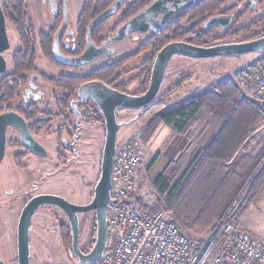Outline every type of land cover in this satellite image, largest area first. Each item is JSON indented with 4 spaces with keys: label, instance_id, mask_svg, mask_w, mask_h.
<instances>
[{
    "label": "trees",
    "instance_id": "trees-1",
    "mask_svg": "<svg viewBox=\"0 0 264 264\" xmlns=\"http://www.w3.org/2000/svg\"><path fill=\"white\" fill-rule=\"evenodd\" d=\"M8 1L10 0H6V2ZM151 1H127L124 6L119 8L121 11L120 20L129 19L149 5ZM257 1L259 4H264V0ZM112 2L113 0H84L80 18L87 23L96 20ZM223 5L224 0H196L192 7L174 16L166 28L159 33H154L150 39L142 43L139 49L130 55L122 56L118 60L93 69L86 76L66 77L65 82L70 96L74 95L75 88L80 83L93 79L103 81L108 85L116 82L114 87L119 91H124L128 80L137 79V91L144 92L149 83L156 52L170 41L209 45L228 41L233 36L238 35L241 36L240 40H250L264 35L263 15L238 28H234L232 24L222 34L212 36L215 27L205 28V19L217 12H225L227 9H222ZM2 9L3 14L7 16L5 4H3ZM105 18L93 23L95 25L91 35L105 29L106 22L103 21ZM185 20L188 22L186 26L183 25ZM238 20L236 19V21ZM147 48L150 49V52L146 51ZM260 53L263 55L264 50ZM136 54L143 56L141 62L137 64L134 60ZM13 61L17 68H29L25 66V63L23 64L15 58ZM138 68L139 71L133 74L135 77H130ZM191 78L192 76L188 75L177 80L167 88L166 92L161 93L142 108L140 114L144 117L142 121L147 123V127L141 135V140L145 141L153 133L159 122H163L175 131L182 133L196 125L206 102L205 97L195 95L188 97L179 104H174L175 95L185 88ZM218 88L220 92L213 95L215 98L226 95L228 99L232 100V94H236L234 85L228 81L218 84ZM221 106L215 111L222 112L224 109ZM227 112L222 123L211 137H200L197 140L198 151L194 154L192 163L187 166L186 171L179 176L177 181L170 182V175L174 174L177 167L174 164L166 167L164 173L157 176L154 181L157 194L163 197L167 208L172 210L174 223L189 237H200L199 243L204 241L202 236L208 229H214L215 222L222 218L264 160V126L260 128L261 130L255 131V122L264 116L262 102L248 103L239 98L237 103L232 105L231 110ZM117 121L121 122L122 117L117 116ZM259 130L262 132L258 133ZM206 131L207 127L204 126L199 134H206ZM257 134H261V138L255 140ZM158 154L156 153L149 161L147 169H150L154 164ZM170 170L171 172L168 173ZM263 185L264 161L249 183L244 197L234 209L235 219L248 209L252 199L259 193ZM135 200L139 209L151 215L157 211L158 205L156 203L159 204V198L156 203L151 205L143 204L139 198ZM90 211L92 213L90 240L87 248L82 250L83 252H87L91 248L96 235L95 211ZM60 231L66 254L70 256V261L78 263L71 249V233L67 222L62 224Z\"/></svg>",
    "mask_w": 264,
    "mask_h": 264
},
{
    "label": "flooded vegetation",
    "instance_id": "flooded-vegetation-1",
    "mask_svg": "<svg viewBox=\"0 0 264 264\" xmlns=\"http://www.w3.org/2000/svg\"><path fill=\"white\" fill-rule=\"evenodd\" d=\"M127 1L129 0H113L106 9L109 11V14L105 16L106 18L103 20L106 22L105 29L91 35V31L95 25L93 24L95 19L87 23L80 18L84 0L81 1V6L74 23L69 21L65 0H10L8 2H6V0H0L1 9L3 4H5V10L8 14L7 16L3 15L5 18L6 35L9 42V46L1 52L5 59V69L0 73V165L2 162L6 161L12 174L18 177L19 170L26 166L24 160L29 156H34L38 162L46 167L41 173L39 180L35 183L34 189H36L37 185L49 181L48 179L50 177L56 175L60 176L61 173L56 172H60L64 169L62 180L67 185L72 183L68 190L63 187V192L67 197L58 193L32 192L23 195V192H18L15 195L13 190L5 191V194L10 195L11 201H9L11 203L10 206L5 205L0 207V210H8L9 207H14V210L10 208L12 213L9 227V236L11 237L12 246L14 247L13 251L17 249L16 235L18 221L25 203L31 197L39 194H52L62 197L71 203L83 204L72 201L66 194L71 191L72 185L77 181V179L74 180L73 175H76L81 181L86 178L83 172H79L77 168H71L69 165L76 155L75 145H90L86 144V142H89L87 139L90 138H93V141H95L100 139L101 136H104L105 139L104 117L94 101L90 99L81 100L77 95V88L79 85L91 80L80 83L75 88V93L72 96L69 94V89L65 81L67 80L66 77L86 76L91 70L122 57L109 59V57L114 55L116 49L113 44L118 40H115L102 47L101 51L103 54L96 56L94 59L90 61L77 60L83 56L87 50L89 40L94 47L98 49L105 41L116 35L118 27L128 20H120L121 11L119 9L121 6H124ZM244 1L245 0H239V2ZM258 5L263 6L264 4L258 3ZM250 6L252 5L250 4ZM253 6H255V1L253 2ZM114 14H116L115 19L113 18ZM213 15L231 17L229 25L224 29L230 27L235 20L230 12L221 11ZM174 16L170 18V21ZM210 16H208L205 21ZM159 17L160 14L157 18ZM222 18L224 17L219 19L221 22L224 21ZM111 21L113 22L112 26L107 28ZM168 24L164 28H166ZM211 27L221 28L220 26ZM163 29L159 31L148 29L146 32L135 31L126 35L131 37L132 40H138L136 39L138 34L149 33L148 37L143 41L135 42L137 46L133 47L123 56L135 52L139 49V46L150 39L154 33H159ZM240 38L241 36L239 35L233 36L232 39L220 43L245 41L240 40ZM15 40L17 41V47L12 50ZM146 51L150 52V49L147 48ZM5 55L9 57V61H7ZM135 56L136 57L133 58L136 64L143 59L142 54H136ZM14 58L23 64L25 63V66L29 68H17L16 63L13 61ZM102 58H108L109 60L99 61ZM93 62L96 64L87 68V66ZM134 71L135 72L130 76L132 78L135 77L133 74L138 72L139 68ZM129 81L130 80L127 81L124 91L120 92L132 95H140L145 92L137 91V79ZM115 84L116 82L107 85L119 91L114 87ZM161 85L155 98L161 95V93L166 92L171 84L163 91H160ZM145 106L136 109L142 110ZM127 110L131 109L116 107V120L117 116L121 117L120 113ZM55 119L59 121V124L55 128H52L51 125ZM118 123L120 124V122ZM87 125H94L97 128L90 130L87 128ZM25 134H29L41 146L38 152L31 151L23 142L22 136ZM48 148H52V154L49 152ZM80 150L82 151L83 149ZM65 173H69L70 175ZM1 197L0 195V198ZM43 206H47L48 209L55 207L53 205H41L33 212L29 226V249L31 243L30 233L32 229V218L35 212ZM57 209L60 213L56 214L54 218L58 223V230L61 232L60 229L62 224L67 222V226L69 227V222L66 214L61 209ZM80 214L81 213H78V226L80 224ZM61 242L64 247L62 238ZM79 248L81 251L83 250L80 244ZM67 259H71L68 254Z\"/></svg>",
    "mask_w": 264,
    "mask_h": 264
},
{
    "label": "rangeland",
    "instance_id": "rangeland-1",
    "mask_svg": "<svg viewBox=\"0 0 264 264\" xmlns=\"http://www.w3.org/2000/svg\"><path fill=\"white\" fill-rule=\"evenodd\" d=\"M81 1L82 0H65L69 21L71 23H74L75 21L76 15L79 12L81 6ZM254 1L255 6H253ZM250 4L252 6H250ZM222 9H227L225 10V12H230V14L234 16L235 20L233 21L234 23H232L234 28H238L241 25H244L245 23L264 15V5H258L257 0H245L244 2H239V0H224ZM115 15L116 14H114L113 17L114 19L116 17ZM236 19L239 20L236 21ZM112 21L109 22L107 28H110L112 26ZM183 25H188V22H186L185 20L183 22ZM224 30V28L215 27L212 36L220 35ZM148 35L149 33H140L136 38L138 40H132L131 37L125 36L122 39L114 42L113 45L116 49L114 51V55L109 57V59H116L123 56L133 47L137 46L135 42L143 41L148 37ZM16 47L17 41L15 40L12 50ZM260 55V52H253L236 56H220L214 58H189L180 55H174L170 58L160 91L165 90L170 84L181 79L182 77L191 75L192 78L190 79L189 83L181 92L175 95L174 104H179L185 101V99H187L188 97H192L195 95H202L203 97H205L206 101L199 115L198 122L200 121V123L197 122L196 125L192 126V128L190 127L186 133H191L193 129H196L195 131L200 132V130L202 129L201 127L204 126L207 127L206 133H214L222 123L223 118L227 115V111L231 110L232 105L236 104L239 98L248 103H256L260 101L257 98L250 97L241 92L236 83L238 70L262 56ZM5 56L7 61H9V57L7 55ZM107 59L108 58H102L99 61H107ZM95 64L96 63L93 62L88 65L87 68ZM225 81H228L234 85L236 94H232V100L228 99L226 95H224V97L221 96L216 98L213 96L215 93L220 92L218 84ZM189 94L191 95L188 96ZM186 96L188 97L185 98ZM219 106L224 109L222 112L215 111V109H217ZM140 112L141 109H131L120 113L122 121L119 124V129L117 132V145L127 139L136 138L141 142L143 160L141 163V167L139 168L140 181L138 192L136 193V195L150 204L156 203V200L159 198V204L156 203L158 205L157 211H162L168 208L165 204V201L163 200V197L157 194L156 189L153 186V181L158 174V166H153L150 169H147L146 167L149 161L154 157V155L159 152L162 145V137L167 132L171 131L172 127L167 125L169 128H166L167 126L163 122H159L155 127L153 133L149 137H147L145 141H143L141 140V135L146 129L147 123H143L142 120H144V117L141 116ZM58 124L59 121L55 119L51 127L55 128ZM262 126H264V116H261V118H259L255 122V131L260 129ZM198 127L200 128L197 129ZM87 128H89L90 130H94L97 127L94 125H87ZM260 130L258 133L262 132ZM259 138H261V134H257L255 136V140ZM93 140V138L87 139V141L89 142H86V144L90 145L78 144L74 146L76 155L69 165L71 168H77L79 172H83L84 176L87 178V182H84V180L81 181V179H78L76 175H73L74 180L77 179V181L74 185H72L71 191L67 192L66 194L72 201L80 202L83 204L89 202V200L91 199L94 184L96 183V180L98 179L100 174V161L104 144V136H101L100 139H97L95 141ZM48 149L52 154V148ZM80 149L83 150L81 151ZM262 162L257 167L252 177L249 179V183L261 166ZM24 164L26 166L19 170L18 177L12 174V171L6 161L2 162V164L0 165V195L2 196L0 198V207H3L5 205L10 206V195L5 194V191L10 190H13L15 195L18 192H23V195L37 192L53 194L58 193L66 196L63 192V187L68 190L72 183L68 184V186L62 180L63 171L65 169L60 172H56L61 173L60 176L56 175L54 177H50L48 179L49 181L37 185L36 189H34L35 183L39 180L41 173L43 172V170H45L46 167L38 162L34 156L27 157L24 160ZM69 173L65 174L70 175ZM244 195L245 193H243L239 198V201L237 202L235 208L242 200ZM233 204L229 207V209L232 208ZM10 208L12 207H9L8 210H0V264H16V251H13L14 247L12 246L11 237L9 236V227L11 224L12 213ZM229 209L225 212V214L229 211ZM12 210H14V207L12 208ZM169 210L171 213V217L173 218L172 210ZM59 213L60 212L56 207H51L48 209L47 206H43L35 212L34 217L32 218V229L30 233V264L73 263L72 261L67 259V254L64 250L65 248L63 247L61 242L58 223L54 218V216ZM224 215L219 221L215 222L216 224L214 229H208L203 234L202 237L204 239L213 233V231L220 224ZM233 216L235 219V214H233ZM91 217V211L81 213L79 216V244L83 249L87 248L90 240L89 234L91 230ZM235 221L237 225L245 222V225L250 230V232L257 235L264 247V185L262 186L259 193L252 199L248 209L237 219H235ZM238 227L240 228L239 225ZM192 238L198 240L200 237L192 236Z\"/></svg>",
    "mask_w": 264,
    "mask_h": 264
},
{
    "label": "water",
    "instance_id": "water-1",
    "mask_svg": "<svg viewBox=\"0 0 264 264\" xmlns=\"http://www.w3.org/2000/svg\"><path fill=\"white\" fill-rule=\"evenodd\" d=\"M196 0H153L144 9L123 22L117 29L116 35L109 38L103 45L96 49L89 40L87 50L78 58V61H90L96 56L103 54L102 47L115 40L131 34L132 32H146L148 29L159 31L170 21V18L177 13L185 11L193 6ZM109 14L106 10L94 23L98 22ZM160 14V17L157 16ZM221 17L224 21L221 22ZM231 17L211 15L205 22L204 27L220 26L225 28L229 25ZM9 46L5 30V18L0 5V73L5 69V59L1 52ZM264 50V35L245 41L224 42L213 45H195L184 41H172L164 45L156 54L148 86L144 93L132 95L117 91L103 81L91 80L82 83L77 88V95L81 100L90 99L94 101L104 117L105 139L102 148L100 161V174L94 184L93 192L89 202L75 204L62 197L52 194H39L31 197L24 205L17 228V249L16 264H30L29 249V226L33 212L41 205H53L61 209L67 216L71 231V249L75 254L78 263L89 264L101 258L107 247V223L106 211L110 203V175L113 155L117 147V131L119 123L116 120L115 108H141L150 103L159 91L164 79L165 71L169 60L174 55L189 58H214L220 56H236L244 53L260 52ZM88 52V53H87ZM87 53V55H86ZM11 124V123H10ZM23 142L33 152H38L41 146L29 134L22 136ZM122 142H120L121 144ZM87 182V178L83 179ZM249 182L244 186L241 193L235 200L232 208H235L239 198L246 191ZM95 211L96 235L94 243L87 252L79 248V226L78 213Z\"/></svg>",
    "mask_w": 264,
    "mask_h": 264
},
{
    "label": "built area",
    "instance_id": "built-area-1",
    "mask_svg": "<svg viewBox=\"0 0 264 264\" xmlns=\"http://www.w3.org/2000/svg\"><path fill=\"white\" fill-rule=\"evenodd\" d=\"M236 83L241 92L264 105V54L241 68ZM142 158L136 138L117 146L106 211L108 243L102 257L89 264H264L262 243L257 235L238 227L234 208L202 243L181 231L170 211L151 215L139 209L135 196Z\"/></svg>",
    "mask_w": 264,
    "mask_h": 264
},
{
    "label": "crops",
    "instance_id": "crops-1",
    "mask_svg": "<svg viewBox=\"0 0 264 264\" xmlns=\"http://www.w3.org/2000/svg\"><path fill=\"white\" fill-rule=\"evenodd\" d=\"M190 95L191 94H189L188 96H190ZM188 96H186L185 98H187ZM198 123H200V121ZM168 126L166 128H169ZM199 128L200 127H198L197 129H199ZM195 130L196 129H193V131L188 134L186 132L185 133L177 132L172 128L171 131L167 132L162 137V145H161V148L158 152L159 153L158 157L155 160L154 164L151 166V168L153 166H156V165L158 166L157 176L163 174L166 167H168L171 164H174V165H177V167L174 171V174L170 175V182L174 183L175 181H177L179 176L184 171H186L187 166L190 163H192V160L194 158V154L198 151L197 140L200 137L209 138L214 134V133L199 134V131L197 132ZM140 167H141V165H140ZM169 172H171V170L168 171V173ZM138 174L140 177V170L139 169H138ZM156 177H155V179H156ZM155 179H154V181H155ZM139 181H140V179H139ZM154 181H153V186H154ZM138 186H139V184H138ZM137 192H138V190H137ZM136 198H139L142 201V203L145 205H151L150 203L146 202L145 200H143L141 197H139L137 195L135 196V199ZM166 210L170 211L169 209H166ZM157 212L158 211H156L155 213H157ZM170 218L173 219L171 217V213H170ZM245 224L246 223L244 222V223H241L238 225L240 226V228L247 230V231H250Z\"/></svg>",
    "mask_w": 264,
    "mask_h": 264
}]
</instances>
